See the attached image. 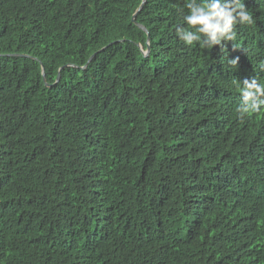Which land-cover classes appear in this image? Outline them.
<instances>
[{"label":"trees","instance_id":"16d2710c","mask_svg":"<svg viewBox=\"0 0 264 264\" xmlns=\"http://www.w3.org/2000/svg\"><path fill=\"white\" fill-rule=\"evenodd\" d=\"M143 2L0 0V264H264V0L212 48Z\"/></svg>","mask_w":264,"mask_h":264},{"label":"clouds","instance_id":"9594fccd","mask_svg":"<svg viewBox=\"0 0 264 264\" xmlns=\"http://www.w3.org/2000/svg\"><path fill=\"white\" fill-rule=\"evenodd\" d=\"M187 14L176 34L188 46L212 48L236 37L235 25L252 24V14L243 0H186ZM242 102L236 107L240 119L264 106V83L245 78L237 84Z\"/></svg>","mask_w":264,"mask_h":264},{"label":"water","instance_id":"95a60500","mask_svg":"<svg viewBox=\"0 0 264 264\" xmlns=\"http://www.w3.org/2000/svg\"><path fill=\"white\" fill-rule=\"evenodd\" d=\"M146 0H144V2H145ZM144 2H143V4H144ZM143 4H142V6H143ZM141 6V7H142ZM134 20H135V17L133 18ZM140 25V24H139ZM141 27H143L144 29H146L144 26H142V25H140ZM100 51H98L97 53H95L91 58H90V60H89V62L90 61H92V59L99 53ZM150 53V48H148V50H147V54H149ZM17 56H27V55H22V54H16ZM84 67H87V65L86 66H84ZM44 78L46 79V77H45V74H44ZM60 78H61V73L59 74V76H58V79H57V82L60 80Z\"/></svg>","mask_w":264,"mask_h":264}]
</instances>
